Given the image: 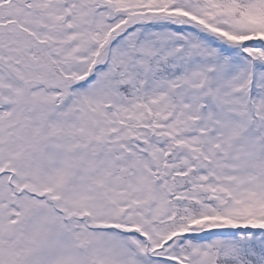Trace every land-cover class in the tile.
Masks as SVG:
<instances>
[{"label":"snow or ice","instance_id":"obj_1","mask_svg":"<svg viewBox=\"0 0 264 264\" xmlns=\"http://www.w3.org/2000/svg\"><path fill=\"white\" fill-rule=\"evenodd\" d=\"M0 264H264V0H0Z\"/></svg>","mask_w":264,"mask_h":264}]
</instances>
